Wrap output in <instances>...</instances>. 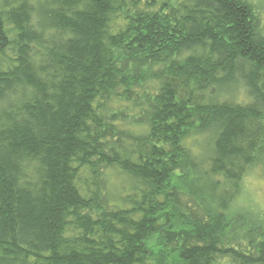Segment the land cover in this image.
I'll list each match as a JSON object with an SVG mask.
<instances>
[{
    "label": "trees",
    "instance_id": "obj_1",
    "mask_svg": "<svg viewBox=\"0 0 264 264\" xmlns=\"http://www.w3.org/2000/svg\"><path fill=\"white\" fill-rule=\"evenodd\" d=\"M260 164L251 1L0 0V264H264Z\"/></svg>",
    "mask_w": 264,
    "mask_h": 264
},
{
    "label": "rangeland",
    "instance_id": "obj_2",
    "mask_svg": "<svg viewBox=\"0 0 264 264\" xmlns=\"http://www.w3.org/2000/svg\"><path fill=\"white\" fill-rule=\"evenodd\" d=\"M249 1L256 5L261 14L264 33V0ZM232 96H236L238 100L242 99V94L237 93V91L232 92ZM203 157H206V155ZM110 184L112 185L114 194L117 195L119 190L124 189L125 184L128 185V182L123 174L117 171V174H113L110 179ZM233 205L237 208H249L258 213L264 212V164L249 168L244 177L240 194Z\"/></svg>",
    "mask_w": 264,
    "mask_h": 264
}]
</instances>
